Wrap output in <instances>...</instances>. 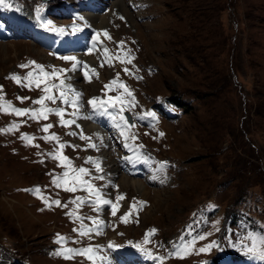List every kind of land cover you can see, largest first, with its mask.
Segmentation results:
<instances>
[{"label":"rangeland","instance_id":"obj_1","mask_svg":"<svg viewBox=\"0 0 264 264\" xmlns=\"http://www.w3.org/2000/svg\"><path fill=\"white\" fill-rule=\"evenodd\" d=\"M110 5L108 18L102 15L94 19L99 20L98 26L107 25L108 19L111 39L122 44L133 41L123 53L118 76L122 84H130L128 91L138 94L143 104L138 112L145 114L142 119L152 122L161 115L153 107L152 98L158 94L179 97L183 103L178 122L163 123L167 134L164 144L157 145L160 157L174 159L179 165L170 174L173 181L149 187L132 173L125 176L131 179L126 183L120 181L121 175L117 178V187L126 198L137 194L149 201L141 211L140 225L121 229L140 233L145 226L144 236L154 229L148 242L153 235L161 234L163 241H169L177 229L186 235L196 229L199 232L193 242L204 235L203 242L206 235L215 234L225 215L224 224L229 227L226 241L244 237L243 219L248 233L264 230V0H114ZM29 9L35 14L32 7ZM44 53L27 41L0 42V102L31 109L29 103L43 92L52 76L42 77L40 87L34 84L30 91L26 83L9 77L13 67L25 70L20 65L27 64L29 56L42 57ZM143 65L155 66L156 72L150 76L151 71ZM43 70L51 73L54 69L43 66ZM144 76L150 77L143 81ZM110 82L105 88L113 96ZM116 97L124 101L127 110L131 97L123 87L118 86ZM148 112L154 113V118L147 116ZM47 117L56 119L57 115L48 113ZM13 124L18 127L0 131V264L19 257H28L32 264H69L51 260L44 252H48V239L63 244L57 242V234L65 237L55 230L64 226L59 215L63 210L55 204L46 207L44 201L62 203L63 188L53 185L52 178L67 170L49 153L62 151L73 167L79 147H67L69 129L65 133L60 124L54 123L46 133L44 119L37 123L30 114L0 111V130ZM51 131L57 132L58 139L44 140L42 137ZM21 133L34 139L28 143ZM60 144L65 147L59 149ZM49 166H54L52 174H46ZM91 177L87 169L82 179ZM134 179L143 185L137 192L131 184ZM37 187L40 195L31 191ZM245 197L256 201L249 204ZM74 207L79 217L83 212L95 215L85 202L70 209ZM253 238L264 248V234L252 235L247 244L248 237L244 239L246 248ZM160 245L161 239L153 241L155 249ZM173 248V252L178 249ZM198 255L204 257L201 252ZM186 261L182 252L169 259L170 264Z\"/></svg>","mask_w":264,"mask_h":264},{"label":"snow or ice","instance_id":"obj_2","mask_svg":"<svg viewBox=\"0 0 264 264\" xmlns=\"http://www.w3.org/2000/svg\"><path fill=\"white\" fill-rule=\"evenodd\" d=\"M3 3H4V0H0V5H2ZM44 27L48 28L50 31H58V32H61V33H63V31H64V29H62V28H55L54 26H52L51 22L46 23L44 25ZM99 35H100V33H96V35L93 37V40H96L99 37ZM104 35L107 37V32L106 31H105ZM107 38L111 39V37H107ZM120 43L122 44L123 42H120ZM91 51H92V49H89V52H91ZM107 51H108L107 49L104 50L105 53H107ZM117 58L119 59V57H117ZM61 59L68 60V61H73V64H72V69L73 70H75L78 67L79 63H80V62H78L76 60V57H74V56H63V57H61ZM105 62H107V61H105ZM120 62L123 63L124 61L121 60ZM128 62L130 63L131 61L128 60ZM28 63L29 64H35L34 61H29ZM27 66H28L27 64L20 65V67H27ZM101 66H103V64ZM36 70H39V74H37ZM58 71L59 72H64V71H68V69H61V70H55L54 69L51 73H49V72H45L43 70V66L35 65V69L33 71L28 72L25 75V77H23V80L27 81L25 86L26 87H30L33 83H35L36 87H40V84L44 82L41 79V77L56 76ZM124 71L128 72V69H124ZM92 72H93V74H95V70L94 69L92 70ZM85 75L87 77V73H85ZM118 75L119 74H117V79L114 80V81H111L110 84H114V85H118L119 87H123L124 88V92L127 94V96L131 97V95H132L131 92L128 91L126 86H124L122 84V82L119 81ZM9 78L13 79L17 83H21L22 82V78L17 76V75H15V74H11ZM51 87H61V88H65L67 90H70V86L64 85L63 81H61L59 86L53 84V85H51ZM105 87L109 88V85H105ZM43 92L45 93V95H42L39 99L33 101L34 104H39L40 105L39 109H27V108L20 109V108H15L11 104V102H0V111H11V112H14L18 116L29 115L30 114L33 119H41V118L42 119H47L48 118L47 117L48 113H55V115L60 117V121L59 122H60L61 125L68 126L70 124H75V120L74 119L70 120V121L63 119L64 114H65L63 109L47 107V105L45 104L46 100L52 101L53 103L56 100V97L50 94V87L47 84H45V86L43 88ZM79 97H80V93L77 92V93H74L73 98H70V97H68L65 94V91H61L60 92V96H59V98L65 104L71 103V105H72V107L74 109H78L77 101H78ZM17 99L23 100V99H28V98L27 97H17ZM111 99L114 101V103L111 105V107L115 108L116 107V103L115 102H119L121 104V106H122L121 107V111H123L124 101L122 99H120V97H113ZM0 101H2V97H0ZM88 104L92 105V107L95 108V109H104L105 110L104 114L111 115V113H109L107 111L105 102L99 101L98 98L90 99L88 101ZM72 115L73 116L77 115V112H73ZM146 115L154 118V113L148 112ZM111 118L113 120H116V116H114V115H111ZM119 120L123 122L124 127L128 126V122H127V120L125 119V117L123 115L119 116ZM116 126L117 127H121V125L119 123ZM16 127H18V126L13 124L10 128L3 129V130H0V131H11V130L15 129ZM51 127H52L51 124H45V125H43V131L47 133L48 129L51 128ZM69 134L70 135H75L76 133H69ZM161 135H163V134L161 133ZM21 138L26 140L28 143H31V141L34 139L33 137H30V136H28L25 133H21ZM42 138L44 140H57L58 139L56 137L55 133H52L51 135H48V136H44ZM80 138L81 139H86V137H84L83 135H81ZM132 139H135V137H132ZM88 146L89 147H95V145H93L91 143H89ZM64 147H65L64 144H60L59 145V149H63ZM73 147H75V146H73ZM140 147H142V146H140ZM49 155L52 156L53 159L59 160L61 162V164L67 169L60 177L53 176V178H52V184L53 185H55L57 188L63 187L65 191H73V192L76 191L77 187H81V186H85L86 185L87 186L86 190L90 193V195L94 193L95 196H96V200H95L94 203L103 204V205L111 204L112 215L113 216L116 215V211L118 210L117 205L111 203V201H109V200L103 199L101 197L100 192H99L98 189H96L88 181L82 179V176L87 174V169H85L83 167L78 168V169L72 168L71 167V161L68 159V157L63 156L62 151L57 150L54 153H49ZM137 158L139 159V157H137ZM87 160H88V162H91V163H93L95 165L97 171H101L99 162L92 160L91 157L87 158ZM165 165H166V162H160L159 165H158V170H161ZM71 173H76V175H70ZM97 179H102V177H97ZM68 180L72 181V186H68V184L66 183ZM31 191H34V193L40 195V189L38 187L33 189V190H31ZM41 198L43 199L42 195H41ZM121 199H123V196H117V201H119ZM44 202H45L46 207H50L52 204H55V205L61 206V207H66V205H61V202L59 200H51V201H49V200L45 199ZM84 202H85V200L82 197H77L74 201H72V203L77 204V205L82 204ZM139 203L142 204L143 202H139ZM135 207H136L135 204L130 206L129 212L125 213L124 216H121L120 219H121L122 222H125V223L128 222L125 218L131 214V212L135 209ZM67 214L74 216L76 219H80V217L76 216L74 212H70V213H67ZM89 219H92V218L89 217ZM101 224H102V221H99V220L95 221L96 228H99V226ZM83 227L84 226L81 225V228H83ZM93 230H95V229L89 228V229H87V232H91ZM87 232H81V234L82 235H86ZM154 232H155V230L153 229V230H150L149 233L145 234V238H144L145 239V243L148 242V236L151 233H154ZM63 239H64L63 237H61L59 234H57V242H61V241H63ZM200 239H203V237H200ZM253 240H254L253 247L246 249V253L250 254L254 258H258L261 261H264V249L258 248L256 243H255V238H253ZM214 245H215V242H213L211 245H206L205 247L200 248L199 251L200 252H206L211 247H213ZM97 247H99V246H97ZM112 247H113L112 243L109 242L108 248H112ZM137 247H140V246L137 245ZM188 247H189L188 244H184L180 248L176 249L173 253H170V254L180 255L181 252H183L184 254H187ZM140 250L141 251H147L143 247H140ZM65 253H68V255H65ZM56 254L57 255H65L66 259L72 258V255H85L87 259L93 260V264H94L95 252H94V250H93V248L91 246L88 247V248H84V249H61ZM101 259L106 260L107 258L106 257H102Z\"/></svg>","mask_w":264,"mask_h":264},{"label":"bare ground","instance_id":"obj_3","mask_svg":"<svg viewBox=\"0 0 264 264\" xmlns=\"http://www.w3.org/2000/svg\"><path fill=\"white\" fill-rule=\"evenodd\" d=\"M119 2V1H118ZM102 15H100V16H98V17H101ZM104 17V16H103ZM100 19V18H99ZM98 26V25H97ZM91 85H94V83L93 84H91ZM122 176L123 175H121L120 176V181H122L123 183H126V182H128V181H131V179L129 178H127V177H123L122 178ZM122 178V179H121ZM131 184H132V186H134V188H135V190H136V192L138 191V190H140L141 188H143V185H142V183H140L139 182V180H132V182H131ZM122 185V184H121ZM126 186V185H125ZM130 186V185H129ZM144 189H145V187H144ZM144 193V192H143ZM142 193V194H143Z\"/></svg>","mask_w":264,"mask_h":264}]
</instances>
